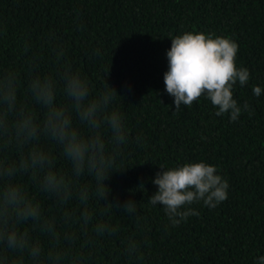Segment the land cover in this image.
I'll use <instances>...</instances> for the list:
<instances>
[{
	"label": "trees",
	"instance_id": "trees-1",
	"mask_svg": "<svg viewBox=\"0 0 264 264\" xmlns=\"http://www.w3.org/2000/svg\"><path fill=\"white\" fill-rule=\"evenodd\" d=\"M0 27L6 29L0 40L5 67L21 68L19 35L29 33L39 48L54 34L93 95L107 91L105 81L123 97L113 107L130 133L116 165L126 168L105 183L109 200L137 202L142 217L137 226L117 210L112 223L120 225L123 237H146V244L142 259L128 261L118 240H105L92 264H254L255 256L264 255V0H0ZM184 32L225 36L238 44L236 67L247 68L250 78L233 86V98L241 106L247 102L253 115L242 111L230 122L227 114L216 116L203 96L174 112L164 84L166 52L171 39ZM253 86L261 87L259 97ZM44 146L56 154L54 144ZM201 160L228 181V197L214 209L192 205L200 215L173 227L162 206L147 202L157 191L152 180L159 166ZM57 164L68 167L62 159ZM37 199L47 214L55 212L51 200L42 194Z\"/></svg>",
	"mask_w": 264,
	"mask_h": 264
},
{
	"label": "clouds",
	"instance_id": "clouds-1",
	"mask_svg": "<svg viewBox=\"0 0 264 264\" xmlns=\"http://www.w3.org/2000/svg\"><path fill=\"white\" fill-rule=\"evenodd\" d=\"M5 35L0 27V40ZM238 48L228 37L202 32L172 38L164 84L174 98V112L203 96L216 116L227 114L230 122L242 111L253 115L247 102L241 106L233 98V86L250 78L247 68L236 67ZM17 59L20 69L5 67L0 58V264H92L108 239L119 241L120 255L128 261L142 259L146 237H123L120 225L111 221L122 210L119 216L139 226L138 203L109 200L105 183L112 172L126 168L116 165L130 133L113 107L123 97L105 81L107 91L93 95L54 34L39 48L29 33L19 35ZM252 92L259 97L262 89L253 86ZM48 142L55 145V155L44 146ZM58 159L68 167H58ZM159 167L152 180L157 191L147 202L162 206L173 227L200 215L192 205L214 209L228 197V181L215 165L201 160ZM39 194L52 201L54 213L47 214ZM254 264H264V255L255 256Z\"/></svg>",
	"mask_w": 264,
	"mask_h": 264
}]
</instances>
